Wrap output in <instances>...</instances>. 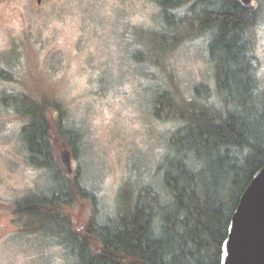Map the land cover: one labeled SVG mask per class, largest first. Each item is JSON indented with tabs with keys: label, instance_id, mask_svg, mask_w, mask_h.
<instances>
[{
	"label": "rangeland",
	"instance_id": "374dc122",
	"mask_svg": "<svg viewBox=\"0 0 264 264\" xmlns=\"http://www.w3.org/2000/svg\"><path fill=\"white\" fill-rule=\"evenodd\" d=\"M253 5L260 8L251 36L264 88V0ZM158 14L154 0H0V264H73L47 227L35 229L16 212L57 180L51 169L29 162L21 132L27 118L11 98L4 104L5 96L44 106L65 175L58 151L70 148L50 118L81 132L72 175L95 203H73L76 225L90 215L107 221L143 183L156 186L171 153L168 136L180 125L153 115L157 90L195 110L223 109L205 41L189 37L162 49ZM202 84L206 98L193 90Z\"/></svg>",
	"mask_w": 264,
	"mask_h": 264
},
{
	"label": "trees",
	"instance_id": "16d2710c",
	"mask_svg": "<svg viewBox=\"0 0 264 264\" xmlns=\"http://www.w3.org/2000/svg\"><path fill=\"white\" fill-rule=\"evenodd\" d=\"M154 1L162 49L189 37L205 41L223 109L195 110L169 90H157L153 115L180 122L168 136L171 153L160 165L156 186L143 183L114 217L100 221L90 215L75 224L69 214L73 203L86 199L92 205L94 193L58 167L44 106L28 97L3 98L8 105L11 98L14 109L27 118L21 132L29 162L51 169L57 180L47 195L23 201L16 212L35 229L47 227L73 264H219L233 209L264 165V88L251 36L260 8L253 0L250 5L240 0ZM206 87L193 90L206 98ZM50 119L75 157L81 132L59 117Z\"/></svg>",
	"mask_w": 264,
	"mask_h": 264
},
{
	"label": "water",
	"instance_id": "95a60500",
	"mask_svg": "<svg viewBox=\"0 0 264 264\" xmlns=\"http://www.w3.org/2000/svg\"><path fill=\"white\" fill-rule=\"evenodd\" d=\"M240 1L244 5L252 3ZM58 155L66 173L72 175L71 151L63 146ZM219 264H264V165L254 172L238 198L221 245Z\"/></svg>",
	"mask_w": 264,
	"mask_h": 264
}]
</instances>
